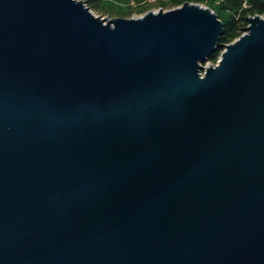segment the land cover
I'll return each mask as SVG.
<instances>
[{"label":"water","instance_id":"water-1","mask_svg":"<svg viewBox=\"0 0 264 264\" xmlns=\"http://www.w3.org/2000/svg\"><path fill=\"white\" fill-rule=\"evenodd\" d=\"M105 20L0 0V264H264V17Z\"/></svg>","mask_w":264,"mask_h":264},{"label":"rangeland","instance_id":"rangeland-1","mask_svg":"<svg viewBox=\"0 0 264 264\" xmlns=\"http://www.w3.org/2000/svg\"><path fill=\"white\" fill-rule=\"evenodd\" d=\"M79 1H90L94 5L92 12L97 16L104 18L105 20L115 18L131 19L140 17L150 11H171L176 9L183 4L180 2L176 4V0H79ZM174 1V2H173ZM186 2L192 4H198L203 7H207L214 12L227 17L229 15L225 11L221 10L219 2H212V0H186ZM249 25V23H248ZM244 22H241L238 29L233 33L234 36L230 37V43L235 42L241 36L247 33V27ZM224 51V48L221 50ZM221 55V54H220ZM220 58V56H219ZM218 58V60H219ZM217 60V61H218ZM207 62L205 66L214 65L217 63Z\"/></svg>","mask_w":264,"mask_h":264},{"label":"trees","instance_id":"trees-1","mask_svg":"<svg viewBox=\"0 0 264 264\" xmlns=\"http://www.w3.org/2000/svg\"><path fill=\"white\" fill-rule=\"evenodd\" d=\"M175 2L176 4H179L180 2H182L181 4H184L186 3V0H176ZM212 2H219L221 10L229 14L227 17H224L215 12L223 22L225 29V34L221 40V49L213 54L208 60V62L215 63L222 53L221 50L223 45H228L230 43V37L234 36L233 33L238 29L241 22L248 25L249 18L254 16L264 17V0H212ZM84 3L91 10L94 9L92 2L84 1Z\"/></svg>","mask_w":264,"mask_h":264}]
</instances>
